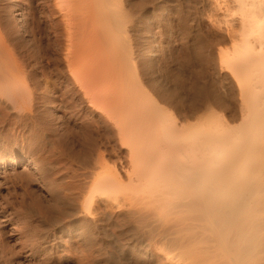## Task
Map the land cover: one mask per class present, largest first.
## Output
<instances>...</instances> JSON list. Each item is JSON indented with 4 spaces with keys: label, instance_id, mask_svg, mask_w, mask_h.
Returning <instances> with one entry per match:
<instances>
[{
    "label": "bare ground",
    "instance_id": "6f19581e",
    "mask_svg": "<svg viewBox=\"0 0 264 264\" xmlns=\"http://www.w3.org/2000/svg\"><path fill=\"white\" fill-rule=\"evenodd\" d=\"M51 1L53 10L48 6L52 15L60 14V22L58 19L51 24L63 49L70 84L75 87L77 81L81 85L90 105L98 109L117 141L131 154L126 165L113 166L112 173L102 171L101 176L94 179L80 211L87 217H80V224L91 232L96 231L111 217L109 209L121 204L136 225V240L145 236L149 249L164 255L163 259L171 264H264V0H235V5H231L234 8L231 14L234 18L238 16L242 29L236 46L221 57L233 76L231 94L212 98L205 94L210 89L203 88L207 91L201 89L202 93L199 88L192 99L194 109L189 106V110L193 109L190 113L184 109V112L168 109L145 90L138 70L140 53L133 49L128 37L132 11L129 14L126 5L130 0ZM14 8L12 3L8 11ZM2 22L0 20V169L14 163L19 156L34 168L32 174L27 172L26 175L31 178L30 182L36 180L50 195L59 196L65 185L60 177L54 176V169L61 162L56 154L63 148L60 151L52 140V144L47 142V131H41L39 117L33 111L36 92L40 90L37 89L39 75L24 60L20 46L13 40L17 22L13 20L11 29L5 32ZM183 116L187 121L180 119ZM15 128L30 129L29 145L42 149L41 152L32 149L11 154L18 136ZM97 154L96 159L100 160L96 163L100 165L103 154ZM89 155L92 154L89 152ZM14 172L13 176L22 179L26 173L14 175ZM14 180L17 182V177ZM28 186L23 188L24 200L27 196L31 199L33 190L30 192ZM68 214L70 212L67 217ZM46 218L50 222L49 217ZM48 228L45 229L48 231ZM32 233V238L39 236ZM97 236L99 234L94 238Z\"/></svg>",
    "mask_w": 264,
    "mask_h": 264
},
{
    "label": "rangeland",
    "instance_id": "374dc122",
    "mask_svg": "<svg viewBox=\"0 0 264 264\" xmlns=\"http://www.w3.org/2000/svg\"><path fill=\"white\" fill-rule=\"evenodd\" d=\"M218 1L219 4L221 2V6L218 5L216 0H130L127 1V3L129 2L128 4L126 3L129 14L132 11L130 14L132 18H130V21L132 22L130 23L129 21L128 23V26L130 25L128 28V31H130L128 32V37L132 40L133 49L138 51V53H140L139 55H141L137 57L139 75L142 77L140 80L143 82L142 84L145 90L153 96V98L172 111L177 112V109L181 112H184V110L186 112L193 111L194 106L192 104L194 103L192 99H194L196 91L199 88L202 93L204 90L203 88L207 90L210 89L209 91L212 93L210 92L209 94V91L206 89L204 92L207 91L208 93L206 92L205 94L210 95L212 98L213 96L216 98L219 95H224V97H226L225 94L228 97L231 94L230 86L232 88L233 76L226 63L221 60V57L231 52L236 46V43L240 40L239 35H241L242 29L240 21L237 19L238 16L234 18L231 14V10L234 9L232 6L235 5V0ZM45 2L49 4L45 5ZM12 3L15 8L10 11V13L8 10ZM51 3V0H0V20L5 24L1 26H6L3 32H5L6 29L7 31L11 29L13 20L17 22L15 31L12 33L13 35L15 34L14 36L12 35L13 40L15 43L17 42V47L20 46L18 49L21 51L24 60L30 67L35 68V72L39 75L38 79L40 86L37 89L40 90L36 89L37 92L33 111L39 117L37 121L42 128L41 131L43 129L45 132L47 131L45 138L48 140L47 142L51 143L52 140L53 144L56 146L59 145L58 147L60 148L58 150L60 151L62 150L61 148H63L60 153L56 154H59L57 157L61 162L56 164L54 176L60 177V181L64 183L62 185H65L63 190L58 193L59 196L50 195V193L41 186L42 184H40V182L38 183V181H34L33 179L32 181L34 182H30L31 178H28L26 175L28 173L32 174L34 168L30 165L28 166L24 159H21L19 156L15 158L14 163H9L5 167L2 166L3 168L1 167L0 264L169 263L170 261H167L166 258L163 259L164 255L149 249L145 236L142 238L139 237L140 240H136V238H138L136 225L132 222L128 213H126V207L121 204L115 207L112 206L113 208L109 209L108 213L111 217L103 226L101 225L102 228L99 226V231H92L93 234L90 228L82 226L80 220H78L81 219L80 217H87L86 214H82L80 211L82 210L81 206L83 205L84 197L89 193L94 179L100 177L102 171L112 173L111 168L113 166L121 167V165H126L131 159V154L126 147L123 148L120 142L117 141V137L114 135L115 133L113 130H110L111 127L108 126L109 124L100 116L98 109L92 104L90 105V102L87 100V95L81 88V85L78 84L77 81H75V87L73 84H70L71 81H69L70 78L67 77L68 72L63 59V49L60 46V42L56 40L57 38L52 30V24L58 21L60 22V14L54 12V16L52 15L51 10H53V3ZM227 10L230 13H228ZM9 20L11 22H9ZM135 20L137 22V27L133 23ZM137 29L138 32H136ZM20 36L22 37V41L20 40ZM149 51H151L150 55H148ZM34 52L37 53L35 54ZM44 68L48 71L46 72ZM182 97L190 100H182ZM182 101H185V104ZM190 105L193 106V109L190 108L189 110ZM186 106H188V109ZM186 118L183 116V118L180 119L186 120ZM190 118L189 120L194 119ZM104 123H107V127ZM14 132L18 136H22H17V141L10 149L11 154L15 152L14 154L18 155L27 152V150L32 151V149L35 150V152L38 150L41 152L42 149L31 144L29 145V140L32 137L30 135V129L22 130L20 128H15ZM2 142L1 140V143ZM99 149L101 151H99ZM39 151L38 153H40ZM89 152L92 154L91 156ZM98 152L103 154V157H101L103 163H100V165L103 164V167L96 163L100 160L96 159L98 158ZM58 164L63 165L60 166ZM23 165L27 167V171L23 168ZM12 171L14 175H17L19 172H26L25 176L22 177L27 184H25V181L19 176H13ZM13 177H17V182L16 180L13 181ZM20 179L23 180V182H21ZM24 184L25 187L22 186ZM28 184L31 185L28 186ZM26 186L30 188V192H32L31 189L33 190L30 196L31 199L26 195L27 197H25V200L27 201L23 199V190ZM33 196L34 200H32ZM35 198L37 200H35ZM64 203H67L69 206L67 204L64 206ZM41 209L45 211V213H48V211L49 213L44 214ZM22 210H26L28 213L26 214V212ZM38 210L41 211L40 215ZM19 212L22 213V215L19 214ZM61 212L65 213L66 217L65 215L62 216ZM69 212L70 214H68L67 217V213ZM34 215L36 217H34ZM41 216L43 218H41ZM47 216L50 222H48ZM55 217L58 222L54 219ZM66 219L70 222L68 223ZM26 221L31 222L28 224ZM54 222L57 223V225ZM24 223L28 224L26 228ZM33 227L38 229L35 230ZM48 227L51 228L49 229ZM45 228H48V231ZM85 229H87L90 234L86 232ZM34 230L41 231L35 232ZM32 232L39 236L35 237L34 235L32 238ZM94 232L95 235L99 234V236L94 238ZM92 235L94 236L92 237ZM41 236L44 237L45 241H43V237ZM86 236L90 237L88 238ZM35 238H39V241L35 242L33 240ZM37 239L35 240L37 241ZM48 250L50 251V255H48ZM132 250L134 251L133 254H131ZM135 252L140 256L135 255ZM161 258L163 260H160ZM169 264H171V262Z\"/></svg>",
    "mask_w": 264,
    "mask_h": 264
}]
</instances>
